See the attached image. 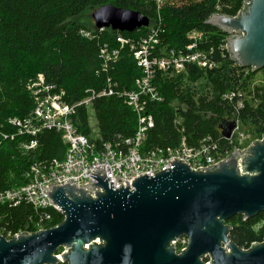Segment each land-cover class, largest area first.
<instances>
[{
	"label": "trees",
	"instance_id": "16d2710c",
	"mask_svg": "<svg viewBox=\"0 0 264 264\" xmlns=\"http://www.w3.org/2000/svg\"><path fill=\"white\" fill-rule=\"evenodd\" d=\"M243 3L166 0L159 11L154 0H0V140L8 137L0 145V196L27 184L32 163L50 166L62 161L67 151L62 134L54 129L33 137L20 134L12 125L14 119L25 120L32 115L36 103L28 86L40 75L46 86L54 87L52 94L63 93V102L72 106L93 93L108 91L111 84L113 95L97 97L89 107L78 106L72 120L96 150L105 144H119L124 152L129 148L125 142L135 136L138 116L118 94L134 90L142 69L126 46L118 61L103 70L100 51L105 46L120 49L118 35L137 43L148 36L149 29L114 33L96 30L95 26L88 29L78 22L85 13L109 4L139 12L151 24L160 19L163 50L184 49L193 32L202 33L205 40L201 48L216 65L213 69L188 66L180 74L156 72L153 84L162 102L147 105L154 126L144 150L174 148L185 140L191 148L216 144L221 153H228L232 146L223 137L221 125L233 121L257 139L263 138L264 69L254 73L239 68L222 48L227 35L206 24L217 7L221 14L236 17ZM232 94L233 100L225 99ZM32 141L37 142V148L27 151L25 146ZM63 221L64 216L51 207L0 203V235L6 239L48 230ZM226 225L232 229L230 240L242 250L264 242V212L250 220L235 216Z\"/></svg>",
	"mask_w": 264,
	"mask_h": 264
},
{
	"label": "water",
	"instance_id": "95a60500",
	"mask_svg": "<svg viewBox=\"0 0 264 264\" xmlns=\"http://www.w3.org/2000/svg\"><path fill=\"white\" fill-rule=\"evenodd\" d=\"M92 19L96 30L114 33L151 24L112 4L95 10ZM206 24L227 35V54L239 68L264 69V0H244L236 17L214 14ZM236 128V121L223 123V137L230 140ZM172 166L117 190L99 168L86 187L50 185L45 194L63 223L10 240L0 235V264H264V242L242 250L226 225L235 216L250 220L264 212V139L243 153L233 150L207 171ZM117 182L122 185L118 176ZM182 238L188 245L177 253Z\"/></svg>",
	"mask_w": 264,
	"mask_h": 264
},
{
	"label": "built area",
	"instance_id": "2783aa9c",
	"mask_svg": "<svg viewBox=\"0 0 264 264\" xmlns=\"http://www.w3.org/2000/svg\"><path fill=\"white\" fill-rule=\"evenodd\" d=\"M154 1L159 11L166 2V0ZM214 14L221 15L219 7H217ZM147 29H149L148 36L137 43L118 35L116 42L120 49H111L105 46L100 51V57L104 64L103 70H106L111 62L118 61L120 51L126 46L131 48L138 67L142 69V76L135 81L134 90L118 94L119 97L125 99L128 106L138 116V127L135 136L132 140L125 142L129 145L127 151L124 152L119 144H105L103 149L96 150L89 138L78 132L72 120L78 106L89 107L95 98L113 95L114 90L111 84L108 91L101 94L93 93L91 98L72 106L63 102V93L61 95L52 94L54 87L46 86L43 76L40 75L36 81L28 86V91L36 103L32 115L25 120L14 119L12 125L19 130L20 134L33 137L43 130L54 129L62 134V138L67 145V151L62 161H54L50 166L38 162L32 163L26 175L27 184L7 191L0 196V203L19 205L21 202H27L36 209L54 208L45 194L50 189V185L60 187L71 182L74 187H86L91 181H94V178L90 175H95L94 172L98 168L106 171L109 183H113V190H117L122 186L124 188L131 187L132 183L142 176L151 178L160 173L169 172L170 169H173V161L187 164L195 172L207 171L226 162L233 150L237 149L243 153L252 145L244 146L243 142L246 135L240 129V123L237 122V128L229 140L232 149L228 153H221L216 144L191 148L185 140L174 148L144 150L143 147L149 130L154 126L153 116L146 110L147 105L148 103L162 102V97L153 84L156 72L180 74L188 66H195L200 69H213L216 66L201 48L205 40L202 33L193 32L189 36V43L184 49L178 51L173 49L163 50L160 39L161 20L159 19L158 22L150 24ZM82 34L85 37H90L89 33L82 32ZM222 48L227 52L226 43ZM225 99L233 100L234 96L233 94L228 95L225 96ZM7 139L8 137L4 136L2 140ZM263 139L264 137L256 141H262ZM2 140H0V145ZM206 142H211V139H207ZM36 148L37 142L35 141L25 146L27 151ZM117 176L122 180V185L117 182ZM99 191L103 192L102 190ZM92 197L95 198V195H92ZM54 209L60 212L57 208ZM40 231H43V229L38 232ZM10 239L12 238L7 240ZM187 245V239H180L175 246L177 253L185 250Z\"/></svg>",
	"mask_w": 264,
	"mask_h": 264
},
{
	"label": "rangeland",
	"instance_id": "374dc122",
	"mask_svg": "<svg viewBox=\"0 0 264 264\" xmlns=\"http://www.w3.org/2000/svg\"><path fill=\"white\" fill-rule=\"evenodd\" d=\"M78 22L86 26L88 29H92V27L95 26L92 19V11L85 13L80 19H78ZM95 123V120L92 119V125H95ZM240 129L246 135L245 141L243 142L244 146H250L257 140L256 136L251 135L249 130H245L242 125H240Z\"/></svg>",
	"mask_w": 264,
	"mask_h": 264
},
{
	"label": "crops",
	"instance_id": "0c3cea01",
	"mask_svg": "<svg viewBox=\"0 0 264 264\" xmlns=\"http://www.w3.org/2000/svg\"><path fill=\"white\" fill-rule=\"evenodd\" d=\"M93 126H95V125L93 124Z\"/></svg>",
	"mask_w": 264,
	"mask_h": 264
}]
</instances>
